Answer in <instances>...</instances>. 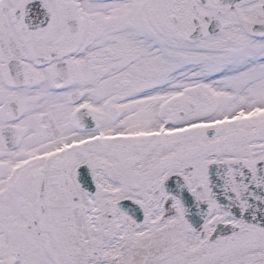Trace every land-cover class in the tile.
Segmentation results:
<instances>
[{
    "label": "snow or ice",
    "instance_id": "obj_1",
    "mask_svg": "<svg viewBox=\"0 0 264 264\" xmlns=\"http://www.w3.org/2000/svg\"><path fill=\"white\" fill-rule=\"evenodd\" d=\"M0 264H264V0H0Z\"/></svg>",
    "mask_w": 264,
    "mask_h": 264
}]
</instances>
